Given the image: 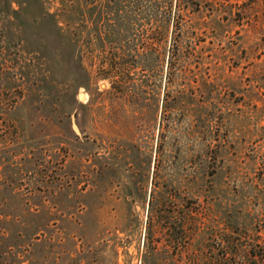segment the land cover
I'll use <instances>...</instances> for the list:
<instances>
[{
    "label": "rangeland",
    "instance_id": "374dc122",
    "mask_svg": "<svg viewBox=\"0 0 264 264\" xmlns=\"http://www.w3.org/2000/svg\"><path fill=\"white\" fill-rule=\"evenodd\" d=\"M0 264H264V0H0Z\"/></svg>",
    "mask_w": 264,
    "mask_h": 264
},
{
    "label": "water",
    "instance_id": "95a60500",
    "mask_svg": "<svg viewBox=\"0 0 264 264\" xmlns=\"http://www.w3.org/2000/svg\"><path fill=\"white\" fill-rule=\"evenodd\" d=\"M82 99V95L81 94H79L78 95V100H81ZM72 129H73V131L77 134L78 132H77V129H76V127L73 125L72 126Z\"/></svg>",
    "mask_w": 264,
    "mask_h": 264
},
{
    "label": "trees",
    "instance_id": "16d2710c",
    "mask_svg": "<svg viewBox=\"0 0 264 264\" xmlns=\"http://www.w3.org/2000/svg\"><path fill=\"white\" fill-rule=\"evenodd\" d=\"M155 256H157V255L154 254L152 257H155Z\"/></svg>",
    "mask_w": 264,
    "mask_h": 264
},
{
    "label": "bare ground",
    "instance_id": "6f19581e",
    "mask_svg": "<svg viewBox=\"0 0 264 264\" xmlns=\"http://www.w3.org/2000/svg\"><path fill=\"white\" fill-rule=\"evenodd\" d=\"M83 98V97H82Z\"/></svg>",
    "mask_w": 264,
    "mask_h": 264
}]
</instances>
